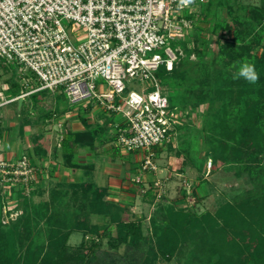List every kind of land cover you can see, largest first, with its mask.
<instances>
[{
    "label": "rangeland",
    "instance_id": "374dc122",
    "mask_svg": "<svg viewBox=\"0 0 264 264\" xmlns=\"http://www.w3.org/2000/svg\"><path fill=\"white\" fill-rule=\"evenodd\" d=\"M201 9L202 6L198 13ZM62 23L69 31L70 22L62 19ZM70 36L76 43L74 37L83 38L85 31H72ZM178 42L179 61L176 80L169 79L160 72L157 76L161 85L166 88L171 86L170 92L173 97L176 95L182 97L183 94L185 100L181 98V101L175 103L179 105L180 122L175 125L168 140L160 148L164 152H170L169 154L172 156H180L183 160H188L198 168V176H200L197 178L199 182L196 185L201 189L200 197L192 199L191 195L195 192L193 183L191 186L187 185L186 188H181V192L179 190V195L176 196L177 201L174 197H160L156 200V204L147 208L143 207V211H139L138 215L136 213L134 215L126 214L128 211L125 213L122 207V211L118 210L119 219L133 222L137 230L136 234H139L140 239L130 245L128 242L117 243L102 238L95 250L92 249L93 252H89L90 254L88 258L84 259V262L72 261V264H216L218 262L216 261L217 255L213 254L211 245L206 246L207 254L196 257L198 260L195 263L190 261L191 256H195L201 249L196 246L197 241L192 242L193 240H190L187 232L178 227L175 230L178 241H184L186 248L183 251L176 248L174 251L164 253L158 245H166L169 242L165 238L167 236H162L160 233L161 238H158L152 228V219L159 224L166 217L158 206L173 202L176 208L183 207L189 213L195 212L197 215H202L205 211L214 212L225 201L239 202L247 192L264 190V154L259 153L264 152V140L256 141L260 142V147L251 149V151L245 150L246 154H241L243 161H237L234 159V155L237 154L236 158L240 157L238 153L241 152L237 153L229 146L219 147L214 136V133L221 132L224 128V126L221 127L219 121L231 131L239 130L242 125V121L238 119V112L246 100H243L244 98L235 99L232 96L231 92L236 89V85L230 81L243 80L233 78L241 64H252L253 60L264 53V0H211L206 10L205 20L198 28L194 23ZM220 49H225L227 55L229 53V58H224L211 65V59L218 56ZM229 62L230 66H228ZM259 63L264 66V61ZM11 67L14 68L0 63V91H2L3 97L15 98L26 90H32L38 83L30 73L16 69L17 66L14 64ZM25 81L29 84L24 85ZM95 82L99 90L106 88V81L103 78H97ZM125 84L126 90L123 95L131 90L140 92L143 88L149 89L150 87L148 81H141L137 78L125 80ZM178 87L181 90H177ZM254 96L256 97L253 95L252 99L255 100ZM22 98L21 104L18 99L5 104L2 109L3 126L0 136V152L7 158H16L25 154L43 167L46 174L44 176L40 174L34 190L24 196L33 198L32 203L26 208L27 214L21 210L23 208L20 206L21 201L18 203L21 208L17 205L14 206L15 213L16 210L20 211L9 219L11 223L14 219V222L17 221V230L14 242L5 250L7 259L4 261L7 264H12L17 259L20 264L25 263V253L32 245L45 243L49 232L61 229L63 217L68 220L73 213L77 214V211L81 212L85 208L84 188L82 185L79 187L78 183L88 181L74 182L77 183L76 188L70 187L74 183H65V185L56 183L51 179V173L62 169V164L66 161L59 146L62 141L60 140L61 135H68L73 128H81L84 124L87 125L86 128L89 126L94 129L97 125L104 128L106 124L104 120L107 117L103 110L91 111L98 107L97 104H90L89 100L71 102L60 89L55 92L46 90L35 94L30 93ZM262 100L264 101V97ZM100 108L102 109L101 106ZM90 113H92L91 116L86 115ZM107 114L113 121L121 120L119 113L107 112ZM79 115L82 116L81 119L85 120V123L74 122ZM94 123L96 124L93 125ZM255 124L258 126L256 128L260 129V136L264 139V112ZM106 125V129L111 126ZM178 127L181 128L177 129ZM107 134L102 133L103 136ZM109 134L111 135V133ZM228 141L232 146L230 139ZM251 154L257 159L262 157L259 168L248 163L250 160H256L252 159ZM163 157L158 155L160 160ZM209 162H211L210 167ZM56 165H59V168H56ZM208 170L210 171L207 172ZM56 187L60 189L58 190ZM18 200H14V203H17ZM3 220H6V217H2L1 224L7 225L8 222L5 223ZM90 220L100 226V231L107 222V218L100 215H92ZM115 225H111L114 237L117 236L118 230L117 227H114ZM30 226L31 232L28 234L26 230ZM133 233L135 234V232ZM81 242L82 234L80 232H74L68 239V245L71 248L77 247ZM85 244L89 247L91 244L89 239ZM7 251H15L16 257ZM228 256L232 257L230 253ZM245 258L249 262L250 256ZM247 260L244 259L239 264H249L246 262ZM226 261L230 264L232 260L224 257L221 263L217 264H227Z\"/></svg>",
    "mask_w": 264,
    "mask_h": 264
},
{
    "label": "built area",
    "instance_id": "2783aa9c",
    "mask_svg": "<svg viewBox=\"0 0 264 264\" xmlns=\"http://www.w3.org/2000/svg\"><path fill=\"white\" fill-rule=\"evenodd\" d=\"M205 1L185 7L180 0H0V63L14 64L38 82L15 98L0 91V136L5 104L60 89L71 102L89 100L121 115L112 123L111 137L116 147L141 152L133 180L142 183L144 174L157 171L155 147L168 140L181 116L158 72L172 70L179 57L174 44L194 25ZM62 19L70 22L69 31ZM79 30L85 36L74 37L75 43L70 33ZM97 78L106 88L99 90ZM136 78L148 81L149 89L123 95L125 80ZM40 174H46L43 167L27 155L7 158L0 152L3 222L17 215L14 206L34 190ZM150 188L161 197L165 181L157 179Z\"/></svg>",
    "mask_w": 264,
    "mask_h": 264
},
{
    "label": "trees",
    "instance_id": "16d2710c",
    "mask_svg": "<svg viewBox=\"0 0 264 264\" xmlns=\"http://www.w3.org/2000/svg\"><path fill=\"white\" fill-rule=\"evenodd\" d=\"M205 3L202 5V9L196 18V28L205 20L206 10L211 0H206ZM179 42L177 41L174 45H178ZM219 52L220 53L215 59H211V65L224 58H229V53L227 55L225 49H220ZM178 61L179 57L174 63L171 71H166L162 68L159 72L169 79L174 78L176 80L178 75ZM261 61H264V53L262 56L252 61V64L254 62L256 71L260 76V79L255 84H249L244 80L230 81L236 85V89L231 92L232 96H234L235 99L244 98L243 100H246L245 104L240 107V112H238V119L242 121L240 129L231 131L224 123L219 121L221 127L223 128L224 126L223 131L214 133L215 141L218 142L219 147L226 148L229 146L233 151L237 153L241 152L238 153L240 157L236 158L237 154L234 155V159L237 161H243L241 154H246V152H244L245 150L251 151V149L253 150L254 148L260 147V142L256 141L260 139L264 140L263 137L260 136V129L256 128L258 126L255 124L264 112V101L262 100V97H264V66L259 63ZM230 62L228 66H230ZM167 90L169 92L170 105L178 108L179 105L175 103L181 101V98L185 100V96L182 94V97L179 95L173 97L170 92L171 86L170 88L168 87ZM177 90H181V88L178 87ZM43 91L46 90L40 92ZM253 95H256V97L254 96L255 100L252 99ZM83 122L85 123V120H83ZM106 126V124L104 128L96 126L93 131L74 132L63 136L61 145L66 165L71 164L74 157L75 144H93L97 136L107 130ZM87 128H89V126ZM179 128L181 127L177 129ZM218 137H220V140L217 139ZM228 139H230L232 146L229 145ZM259 153L264 154L263 151ZM251 155L252 159L256 160H250L248 163L259 168L261 166L260 159L262 157L257 159L256 156H253V154ZM76 184L77 183L71 184L70 187L76 188ZM81 185L84 188L83 192H85L86 196L84 199L85 208H83L81 212L77 211V214L73 213L72 217L70 216L68 220L63 217V222H61L63 228L61 227L59 231L55 230V232H49L45 243H38L37 245H32L29 249L27 248L28 250L24 256L25 263L23 264H72V261L81 263L82 261L84 262L85 258H88L89 252H93L92 249L95 250L102 238H107L111 242L116 241L117 243L128 242L130 245L135 244L140 239L139 234H136L137 230L133 222H125L119 219L120 215L118 210L122 211V207L105 199V189L89 181L82 182L81 184L78 183L79 187H81ZM56 189L59 190L60 188L56 187ZM32 199L31 197H24L21 199L20 206H23V208L18 206L24 214L26 213L27 206L32 203ZM158 207L161 212H164L163 215L166 217L164 221L159 224L152 219V228L154 229V234L156 233L158 238H161L160 233H162V236H167L165 238L169 242L166 243V245H158L164 253L171 252V250L174 251L176 248L182 249L181 251H183L186 248L184 241H178L179 239L175 232L178 227L187 232L188 236H190V240H193L192 242L197 241L196 246L200 247L202 250L195 256H191L192 259L190 261L194 263L198 260L196 257H201L208 253V251H206V246L211 245L210 247L213 249V254L217 255V263H221L222 258L225 257L226 259L232 260L231 263L229 262L230 264H239L242 260H247L245 258L246 256H250L249 262L248 260L246 261L249 264H264V190H259V192H247L245 196L240 198L239 202L225 201L219 205L214 212L205 211L202 215H197L195 212L189 213V211L183 207L176 208L173 202L162 204ZM92 215H100L107 218V222H105L102 231H100V226L97 223L91 222L90 217ZM167 216L169 217L167 218ZM2 217L3 209L0 201V264H7L4 261V259H7L5 250L14 242L17 221L14 222V219L12 223L8 221V223H6L7 225H2ZM170 220H172L171 223ZM112 224H116L114 227L118 229L116 237H114L112 233ZM26 231L29 234L31 232V226L29 228L27 227ZM76 231L82 234V242L77 245V247L71 248L70 245H68V239L69 236ZM133 232H135V234ZM86 238L87 240L89 239L91 243L89 247L85 244L87 241L85 240ZM210 240L212 241L210 242ZM170 246L171 248H169ZM34 249L36 250L34 251ZM7 252L16 257L15 251ZM229 253L234 259L228 256ZM235 259L241 261H233ZM226 263L228 264L227 261ZM12 264H20V262L17 259L13 261Z\"/></svg>",
    "mask_w": 264,
    "mask_h": 264
},
{
    "label": "crops",
    "instance_id": "0c3cea01",
    "mask_svg": "<svg viewBox=\"0 0 264 264\" xmlns=\"http://www.w3.org/2000/svg\"><path fill=\"white\" fill-rule=\"evenodd\" d=\"M90 104H92V102ZM94 110L99 112L103 109L98 105L97 108H93L91 111L93 112ZM104 112L107 116L104 121L111 126L103 133L107 134L108 132V134L103 136L102 133H100L93 144H75L74 157L71 164H62V169L60 168L52 171V173L50 172L52 174L51 179L54 180V182L64 185L65 183L82 181L92 182L96 186L106 190V200L120 205L124 208L125 213L128 211L126 214L129 215H134V213L138 215L139 211H143V207L147 208L150 205L156 204V200L160 197H156L155 189L150 187L157 179H163V181H165V191L161 195L162 198L174 197L175 201H177L176 196L179 195V190L181 188L183 189V187L186 188L187 185L191 186L193 183L195 192L191 195L192 199L200 197L199 192L201 189L196 185L199 182L197 178L200 176H198V168L189 163L188 160H183L180 156H172L169 154L170 152H164V150L160 148L162 145L155 147L156 162L158 165L157 171L144 174L142 183H136L133 179L138 173V167L142 157L141 152L123 150L114 145V140L109 134L112 133V123H114V121L108 116L106 111ZM86 115L91 116L92 113ZM81 118L82 116L79 115L78 119L74 122L83 124L84 122ZM88 122L90 123L91 121L89 120ZM95 124L96 123L93 125ZM82 130L93 131L94 129L86 128L84 124L81 128H73L69 133ZM65 135L62 134L61 137L63 138ZM59 146L63 156L64 153L61 142ZM158 155L164 157L160 160L158 159ZM56 166V168H59V165ZM143 187L145 191H142Z\"/></svg>",
    "mask_w": 264,
    "mask_h": 264
},
{
    "label": "clouds",
    "instance_id": "9594fccd",
    "mask_svg": "<svg viewBox=\"0 0 264 264\" xmlns=\"http://www.w3.org/2000/svg\"><path fill=\"white\" fill-rule=\"evenodd\" d=\"M194 3V0H180L181 6H188ZM234 79H243L249 84H255L259 79V73L256 71L255 65L250 63L241 64L238 72L234 75Z\"/></svg>",
    "mask_w": 264,
    "mask_h": 264
},
{
    "label": "water",
    "instance_id": "95a60500",
    "mask_svg": "<svg viewBox=\"0 0 264 264\" xmlns=\"http://www.w3.org/2000/svg\"><path fill=\"white\" fill-rule=\"evenodd\" d=\"M22 99H23L22 97L19 98V100H18L19 101V104L22 103Z\"/></svg>",
    "mask_w": 264,
    "mask_h": 264
},
{
    "label": "bare ground",
    "instance_id": "6f19581e",
    "mask_svg": "<svg viewBox=\"0 0 264 264\" xmlns=\"http://www.w3.org/2000/svg\"><path fill=\"white\" fill-rule=\"evenodd\" d=\"M210 170H208L207 172H209Z\"/></svg>",
    "mask_w": 264,
    "mask_h": 264
}]
</instances>
